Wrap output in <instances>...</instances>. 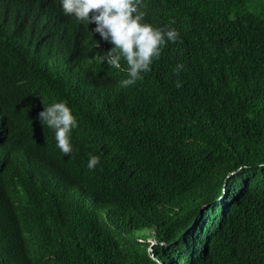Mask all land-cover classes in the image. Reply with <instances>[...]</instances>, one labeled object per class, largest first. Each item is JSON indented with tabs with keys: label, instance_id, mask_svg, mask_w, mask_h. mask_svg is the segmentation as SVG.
Wrapping results in <instances>:
<instances>
[{
	"label": "trees",
	"instance_id": "1",
	"mask_svg": "<svg viewBox=\"0 0 264 264\" xmlns=\"http://www.w3.org/2000/svg\"><path fill=\"white\" fill-rule=\"evenodd\" d=\"M140 10L180 36L123 87L94 22L58 0H0V221L23 246L12 249H29V264H264V0H142ZM59 100L78 120L72 154L39 117ZM60 191L71 193L58 207ZM81 202L104 209L94 219ZM28 222L49 232L33 236Z\"/></svg>",
	"mask_w": 264,
	"mask_h": 264
},
{
	"label": "clouds",
	"instance_id": "2",
	"mask_svg": "<svg viewBox=\"0 0 264 264\" xmlns=\"http://www.w3.org/2000/svg\"><path fill=\"white\" fill-rule=\"evenodd\" d=\"M142 0H58L63 14L72 16L79 23H95L93 33L109 41L110 46L101 55L108 65L127 73V77L120 81L121 86L127 87L143 80L144 74L151 70L154 59H158L162 46L169 41L175 42L180 36L178 29L171 26L161 28L144 20L145 13L140 10ZM23 20L28 24H24ZM21 23L29 31L44 34L35 26L34 21L24 18L21 12ZM32 24V27H31ZM57 35L69 36L65 29L55 27ZM38 52L44 51L47 44L40 45ZM183 68L178 64L175 71L179 73ZM177 87L182 86L177 81ZM76 112L72 105L65 100L51 102L39 113L44 125L54 131L57 148L64 154L73 153L72 130L78 127ZM100 163V156L89 153L87 167L94 169ZM7 227L6 222L0 221V227ZM0 250L8 251L6 257L14 258L16 253L3 242L0 234Z\"/></svg>",
	"mask_w": 264,
	"mask_h": 264
},
{
	"label": "bare ground",
	"instance_id": "3",
	"mask_svg": "<svg viewBox=\"0 0 264 264\" xmlns=\"http://www.w3.org/2000/svg\"><path fill=\"white\" fill-rule=\"evenodd\" d=\"M52 22L51 23H49V24H47V27H49V28H51L52 27ZM70 32H72V30L70 29ZM2 158V157H1ZM7 170V169H6ZM5 171V170H4ZM55 174V173H54ZM40 180V179H39ZM38 180V181H39ZM56 180V179H55ZM66 183H68V184H66V186L67 185H71V184H69V182H66ZM41 185H42V187H41V189H43L44 191L45 190H47V188H45V186L41 183ZM56 186H58L57 184H56ZM59 187V186H58ZM50 188V187H49ZM60 188L61 187H59V190H60ZM67 188V187H66ZM50 190H51V188H50ZM49 191V190H48ZM70 193H71V191H69V193H67V195L65 196V198L61 201V198H62V196H61V191H60V196H58V199L60 200V204H58L57 206L58 207H60V206H63L64 204H65V201L67 200V198H68V196H70ZM28 197V193L26 194V195H24V199H26ZM82 203V202H81ZM100 204V206H98L97 208H98V213H89V209H87V206L86 205H84L83 203H82V205L85 207V211L86 212H88V214H89V216H91L92 218H94L95 219V217L96 216H98V214H99V212H100V210H101V208L102 209H104L101 205V203H99ZM24 206V208H25V205H23ZM26 212V211H25ZM52 212H54V211H52ZM91 212V211H90ZM52 214H54V213H52ZM91 214H93V215H91ZM19 215H20V217L22 218V216H21V214L19 213ZM52 217L54 218V215H52ZM31 218V217H30ZM112 218V217H111ZM113 218H114V216H113ZM115 219V218H114ZM101 221V220H100ZM104 221V220H103ZM29 224H27L28 226H34V229H33V231H34V234H33V236L35 235V234H37V232L39 231L40 232V234H46L47 232H49V231H44L43 229H41V228H38V226H39V224L37 223V222H35V224H32V223H30V222H28ZM25 225V224H24ZM52 233H55V231H51ZM0 234H1V236L3 237V242L6 244V246L7 247H9L10 248V252H12L13 250H11L12 249V247H16V251L19 253V251H18V249L17 248H19L17 245H18V243H19V245H21V247H23L22 246V244L20 243V242H18L14 237H12L11 235H10V233H9V231H8V228L7 227H4V226H1L0 227ZM9 252L8 251H1L0 250V255L2 256H0V264H4L3 263V261L4 260H6V261H10V263H11V261L13 260V258H9V257H6V255L8 254ZM31 253V251L28 249L26 252H25V255H20V257L18 256V254H16V256H14V258H18L19 259V261L22 263V264H29V260L28 259H30V258H28L29 257V254ZM20 254H22V249L20 248ZM31 261V260H30Z\"/></svg>",
	"mask_w": 264,
	"mask_h": 264
},
{
	"label": "water",
	"instance_id": "4",
	"mask_svg": "<svg viewBox=\"0 0 264 264\" xmlns=\"http://www.w3.org/2000/svg\"><path fill=\"white\" fill-rule=\"evenodd\" d=\"M153 24V23H152ZM154 25V24H153ZM110 46H113L111 43L109 44ZM0 113L2 114L3 113V110L1 109V107H0ZM4 124H2V123H0V131H3L4 129ZM81 197L85 200V202L87 203V205H88V207L89 208H91V209H93V210H95L96 208L94 207V205L92 204V202L90 201V199L89 198H87L85 195H81ZM2 207H3V209H4V214H6L8 211H9V206L3 201V204H2ZM7 224V223H6ZM7 228H8V225H7ZM85 238H87V237H85ZM156 243V241H152V245L153 244H155ZM152 249V248H151ZM45 250L46 251H48V248L47 247H45V246H41V247H39L38 248V253H40V254H46L45 253ZM47 257H48V255H47Z\"/></svg>",
	"mask_w": 264,
	"mask_h": 264
}]
</instances>
